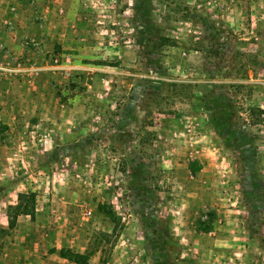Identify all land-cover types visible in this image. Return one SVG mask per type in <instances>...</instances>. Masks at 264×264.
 <instances>
[{
	"label": "rangeland",
	"instance_id": "1",
	"mask_svg": "<svg viewBox=\"0 0 264 264\" xmlns=\"http://www.w3.org/2000/svg\"><path fill=\"white\" fill-rule=\"evenodd\" d=\"M0 45V264H264V0H0Z\"/></svg>",
	"mask_w": 264,
	"mask_h": 264
},
{
	"label": "trees",
	"instance_id": "2",
	"mask_svg": "<svg viewBox=\"0 0 264 264\" xmlns=\"http://www.w3.org/2000/svg\"><path fill=\"white\" fill-rule=\"evenodd\" d=\"M18 200L17 203L15 205L10 206V208L14 211L13 214H9L8 218H9V223L12 225H14L16 218L18 217V215L20 214H27L30 215L31 217H33L35 215V193L32 191L29 192H20L18 193ZM212 215H214V219L216 218V212L214 211L212 213ZM210 226V227H209ZM212 225H208L205 226L203 228H201V230L208 232L211 230ZM65 256V255H64ZM78 258H80V255L77 256L76 261L78 262Z\"/></svg>",
	"mask_w": 264,
	"mask_h": 264
},
{
	"label": "built area",
	"instance_id": "3",
	"mask_svg": "<svg viewBox=\"0 0 264 264\" xmlns=\"http://www.w3.org/2000/svg\"><path fill=\"white\" fill-rule=\"evenodd\" d=\"M13 61V56L5 50V47L0 45V77H7L9 75H12L13 73L19 74L25 70V68H21L20 66L14 67ZM36 69V67L32 66L30 70L34 71ZM90 213L91 211L87 212V214Z\"/></svg>",
	"mask_w": 264,
	"mask_h": 264
}]
</instances>
